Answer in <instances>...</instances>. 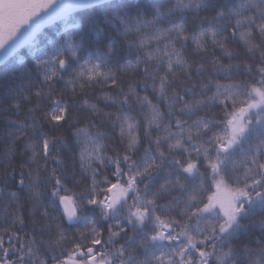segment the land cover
Instances as JSON below:
<instances>
[{"label": "snow or ice", "instance_id": "obj_1", "mask_svg": "<svg viewBox=\"0 0 264 264\" xmlns=\"http://www.w3.org/2000/svg\"><path fill=\"white\" fill-rule=\"evenodd\" d=\"M55 21L59 41L41 47ZM15 60L21 82L0 93V115L16 117L3 116L0 194L19 191L6 193L0 264H264V0H0V62ZM96 89L118 110L91 103ZM133 104L143 122L124 111ZM104 124L119 128L112 156ZM46 125L90 146L81 192L68 194L65 141Z\"/></svg>", "mask_w": 264, "mask_h": 264}, {"label": "trees", "instance_id": "obj_2", "mask_svg": "<svg viewBox=\"0 0 264 264\" xmlns=\"http://www.w3.org/2000/svg\"><path fill=\"white\" fill-rule=\"evenodd\" d=\"M63 32V23L61 21H58L57 23L47 27L45 30L41 32V47H43L45 44H48L49 41H59L60 34ZM235 47H239L238 45H233ZM25 52L27 49L24 50ZM219 54V52H217ZM25 61L29 60L28 56H24ZM225 63L228 61L225 59ZM114 67V66H113ZM20 72H19V61H8L5 62L2 66H0V93H3L5 89L9 85H17L21 81L19 80ZM221 84H227L231 81L224 79L222 76L217 77ZM63 84L61 82L58 87H62ZM103 91L109 92L112 95H116V93L109 87L103 89ZM140 92V95H147L150 100H152L153 104H157L161 111H166V106L163 101L158 100L157 97L152 93L151 89L149 88L147 91L143 90L142 88L138 89ZM101 95V90L96 89L93 92L90 93L91 103H97L100 108H102L104 111H111L115 112L118 110V106H108L105 107V104L102 100H97L96 97ZM11 109H9L8 112L4 113L3 115H0V171H3L4 166L9 163L7 160L5 154L8 151L9 148V139L7 137V129L8 125L6 124L3 116H9L11 119H15L16 117L12 115ZM124 111H130L133 116L136 117V119L143 122V113L140 107L133 104L131 109H128L127 107L124 109ZM144 112H147V106H145ZM81 117L80 122L76 125L77 127H86L87 126V118L85 110L81 109ZM222 115V114H221ZM96 119V118H93ZM97 123L99 124V121L97 120ZM100 131H104L107 133V136L103 139L102 144L104 145L103 154L105 156H112L114 155L112 149L117 147H122L119 145V128L117 127L115 130L111 128L110 124H104L102 126H99ZM44 131L48 132L49 135H57L62 136L64 138V143L58 144L56 147L58 149V154L60 155L61 159L64 160L65 164V170L66 174L69 176V179L67 181V186L71 191L68 193L71 195L73 192L79 193L82 189L85 188V185L90 186L91 185V173L82 169L80 167L81 160H80V154L82 148L85 150H88L90 146L87 143H84L83 136L81 137V142H77V138L74 134V128L73 127H65L61 129L59 132H52L49 128V126L44 127ZM92 133H95L97 129L92 128L90 129ZM142 131V129H141ZM23 148V144L20 142H17V154L12 157V160L19 163L21 161V157L19 155V152ZM30 155V152L28 153ZM57 154L56 152L53 153V155ZM140 155L143 154V149L141 148V151L139 153ZM50 167H55V162H50ZM87 167V164L85 165ZM92 167H97V163L94 161L92 164ZM11 171V169H9ZM101 171L105 172V174L109 175V179H112L113 182L115 181V178L110 175V172L112 171L111 168L108 169H101ZM75 173L76 180L80 181L79 184L75 183L71 179V174ZM98 179H103V177H98ZM2 187V185H0ZM142 188L143 185H140ZM10 191H19L18 186L12 185L9 188L6 189L5 193L0 194V225L4 224L5 217L7 214H11L13 211L14 205L9 204L7 192ZM64 194V193H62ZM23 196L24 193H21ZM45 203H50L47 199L45 200ZM30 207V205L28 206ZM51 210V209H50ZM25 218L28 219V211L27 208L21 210ZM63 209L61 207L60 212H62ZM60 212L54 213L57 217L60 218V222L62 226L68 230L71 233H75L77 230H84V225L82 223L80 224H72L69 225V222L67 221L66 217H61ZM30 230V229H29ZM257 232H259V226L255 229ZM52 238L55 237V222H53V228L51 232ZM39 238V237H38ZM45 239L48 238V235L46 234Z\"/></svg>", "mask_w": 264, "mask_h": 264}, {"label": "water", "instance_id": "obj_3", "mask_svg": "<svg viewBox=\"0 0 264 264\" xmlns=\"http://www.w3.org/2000/svg\"><path fill=\"white\" fill-rule=\"evenodd\" d=\"M56 22H58V21H55V22H53V23H51V24H46V25H44L43 28L41 29V32H42L45 28H47L48 26H50V25H52V24H54V23H56ZM4 63H5V62H0V66L3 65Z\"/></svg>", "mask_w": 264, "mask_h": 264}]
</instances>
